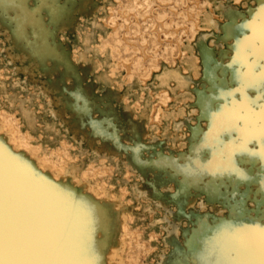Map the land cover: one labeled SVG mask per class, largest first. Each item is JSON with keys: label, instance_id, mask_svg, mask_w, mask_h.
Listing matches in <instances>:
<instances>
[{"label": "rangeland", "instance_id": "obj_1", "mask_svg": "<svg viewBox=\"0 0 264 264\" xmlns=\"http://www.w3.org/2000/svg\"><path fill=\"white\" fill-rule=\"evenodd\" d=\"M262 4L264 0H89L86 10L76 6L73 20L56 37L73 69L60 84L65 97L52 90V76L12 49L0 26L3 133L46 165L69 177L73 173L70 181L88 187L87 194L73 196L66 183L60 192L70 193L74 202L103 207L114 224L118 256L113 264H192L201 260L207 241L239 244L245 241H239L241 234L264 229L259 141L241 147L237 134H228L202 108L205 99L220 91L221 103L230 104L222 107L229 110L245 97L261 102L257 86L241 93L236 75L239 63L245 76L250 71L249 59L239 60V47L253 34L247 25ZM226 6L236 8V22L224 16ZM79 94L94 106L83 122L66 103ZM96 121L118 134V151L92 133ZM134 148L144 161L153 155L179 163L200 157L210 161L203 166L212 173L180 188L170 172L137 168L130 161ZM221 150L235 151L232 159L243 176L228 170ZM240 155L246 160L240 161ZM174 231L176 240L171 241ZM88 232L97 247L98 236Z\"/></svg>", "mask_w": 264, "mask_h": 264}, {"label": "snow or ice", "instance_id": "obj_2", "mask_svg": "<svg viewBox=\"0 0 264 264\" xmlns=\"http://www.w3.org/2000/svg\"><path fill=\"white\" fill-rule=\"evenodd\" d=\"M0 6L7 9L15 4L0 0ZM247 26L254 34L252 49L258 55L259 70L255 63L249 66L240 91L243 94L246 87L255 84L261 102L245 97L239 107L233 108L223 130L236 133L241 147L251 140L259 141L260 183L264 189V4ZM219 154L227 157L229 171L243 176L233 162L234 150H221ZM70 199V193H61L47 184L22 162L11 156L5 160L0 154V264H102L88 232L90 207L81 200L76 206L83 215L74 219L61 207ZM209 256L215 258L208 259ZM192 264H264V229L239 244L206 247L201 260Z\"/></svg>", "mask_w": 264, "mask_h": 264}, {"label": "bare ground", "instance_id": "obj_3", "mask_svg": "<svg viewBox=\"0 0 264 264\" xmlns=\"http://www.w3.org/2000/svg\"><path fill=\"white\" fill-rule=\"evenodd\" d=\"M89 0H10L14 3V7L3 8L0 6V26L8 33L9 43L12 49L19 50L24 58L30 59L32 65L38 69H42L48 76H52L51 88L53 91H60V95L65 97L64 89L60 85L65 79L69 78V74L73 72L72 65L67 60L61 45L56 42L57 32L66 26V23L72 21L70 18L73 16V12L76 6L80 10L87 9V2ZM91 1V0H90ZM223 14L226 18L236 22L239 15L233 6H226L223 9ZM253 36L248 40H245L241 44V50L239 51V60L248 58L251 63L256 64V68H259V58L256 53L253 52ZM82 65V64H81ZM242 64L238 65L237 81L239 88L242 86V81L245 78L244 71L241 69ZM221 84H225V72L220 70ZM57 73V74H56ZM211 76H217L214 72H211ZM255 84H250L245 89H253ZM222 91L218 94L212 95L202 103L204 113L208 117H214L216 122L223 123V128L227 125L232 116V110L222 107V105H230L228 101L224 104L221 103L219 97ZM66 103L70 104V108L73 114H75L80 122L90 118L94 113V106L83 94L75 96L73 99L68 97ZM91 130L93 134L101 136L104 140V146L110 148L113 151H118V147L121 146L120 138L115 131L110 132L109 126L103 121H96L92 123ZM228 134L230 132L227 131ZM12 135H6L3 133L2 126L0 125V154H2L5 160L9 156L13 157L16 162H22L26 166L27 170L35 173L36 176L43 178L47 184L55 186L59 191L65 188L66 183L68 188L72 191L73 196L76 192L82 191L84 194L88 193V187L81 182H72L71 178H74L73 173H70L72 177H69L68 172L62 174L59 170L53 169L46 165L43 161L39 160L37 156H34L30 150L21 146L16 142ZM252 141V140H251ZM135 151H131L130 161L136 165L137 168L144 171H166L174 174L177 178V183L180 188H185L195 182L196 179H201L202 175L212 173V168L204 167V163H210L200 157H194L190 160H184L179 163L172 158H167L161 155H153L146 161L142 158V153L139 149L134 148ZM240 161H244L245 156H239ZM259 159L255 158L257 162ZM212 163H215L213 161ZM213 166V165H212ZM147 169V170H146ZM208 186H213L211 183ZM202 188V187H201ZM211 198L215 199L217 193L212 189L210 192ZM190 198V196H187ZM79 203L72 200L62 203V210L70 217L77 219L83 215L82 211L76 206ZM103 205V203H100ZM90 212L87 216V227L91 230L92 235H97L99 239V245L97 249L102 257V264H113L118 256V249L115 245V230L114 224L109 222L106 213L103 211V207L97 209L90 205ZM255 233V232H254ZM253 233L241 234L239 241L248 239ZM171 241L176 240V233L169 235ZM102 240V241H100ZM232 244V242H225L224 245ZM207 246L211 247L212 242L207 241ZM223 246V245H220ZM212 259V256H210ZM105 260V261H104Z\"/></svg>", "mask_w": 264, "mask_h": 264}]
</instances>
